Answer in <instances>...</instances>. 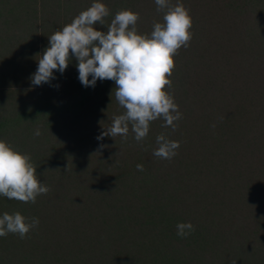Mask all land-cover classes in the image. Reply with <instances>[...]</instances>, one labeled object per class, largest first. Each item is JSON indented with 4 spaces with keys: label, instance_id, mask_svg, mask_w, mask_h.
I'll return each mask as SVG.
<instances>
[{
    "label": "trees",
    "instance_id": "trees-1",
    "mask_svg": "<svg viewBox=\"0 0 264 264\" xmlns=\"http://www.w3.org/2000/svg\"><path fill=\"white\" fill-rule=\"evenodd\" d=\"M103 2L105 31L125 8L142 34L162 20L154 0ZM179 2L192 36L166 90L182 115L138 142L131 126L97 140L124 111L113 81L83 87L74 59L50 83L30 80L48 36L92 0H0V139L49 189L35 203L0 196V213L39 219L0 237V264H264V0ZM159 134L179 141L171 159L153 155Z\"/></svg>",
    "mask_w": 264,
    "mask_h": 264
},
{
    "label": "clouds",
    "instance_id": "clouds-1",
    "mask_svg": "<svg viewBox=\"0 0 264 264\" xmlns=\"http://www.w3.org/2000/svg\"><path fill=\"white\" fill-rule=\"evenodd\" d=\"M154 2L156 11H163L162 20L153 24L150 33L142 34L136 27L139 13L126 8L112 14L106 31L96 27L105 23L110 10L103 0H92L70 23L52 32L48 45L36 54V70L30 75L35 86L56 79L54 72L62 75L73 59L83 87L94 88L97 80L114 82L112 92L124 111L114 115L98 141L104 135L127 139L131 126L133 138L139 142L148 135L152 121L161 119L163 126L175 129L174 121L181 118L166 86H171L174 56L191 39V16L179 0L175 4L171 0ZM39 134L37 129L34 135ZM156 145L154 156L171 159L179 141L159 134ZM137 168L142 170L143 165ZM37 177L30 155L0 139V196L35 203L38 195L49 190ZM38 223L37 217H25L19 211L0 213V237L14 233L24 238ZM176 227L181 237L193 230L191 222H178Z\"/></svg>",
    "mask_w": 264,
    "mask_h": 264
}]
</instances>
